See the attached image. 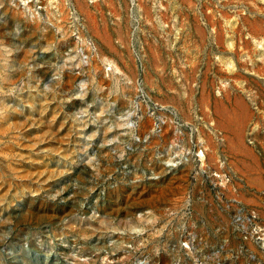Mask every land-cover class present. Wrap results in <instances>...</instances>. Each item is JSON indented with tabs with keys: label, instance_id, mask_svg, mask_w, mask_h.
<instances>
[{
	"label": "rangeland",
	"instance_id": "obj_1",
	"mask_svg": "<svg viewBox=\"0 0 264 264\" xmlns=\"http://www.w3.org/2000/svg\"><path fill=\"white\" fill-rule=\"evenodd\" d=\"M0 264H264V0H0Z\"/></svg>",
	"mask_w": 264,
	"mask_h": 264
},
{
	"label": "built area",
	"instance_id": "obj_2",
	"mask_svg": "<svg viewBox=\"0 0 264 264\" xmlns=\"http://www.w3.org/2000/svg\"><path fill=\"white\" fill-rule=\"evenodd\" d=\"M159 121V120H158ZM159 127H160V124L159 123H155V129H159Z\"/></svg>",
	"mask_w": 264,
	"mask_h": 264
}]
</instances>
